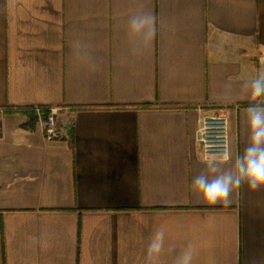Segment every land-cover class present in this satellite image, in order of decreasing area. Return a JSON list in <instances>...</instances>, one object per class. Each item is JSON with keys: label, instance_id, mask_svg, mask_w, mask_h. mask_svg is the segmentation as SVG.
<instances>
[{"label": "crops", "instance_id": "obj_1", "mask_svg": "<svg viewBox=\"0 0 264 264\" xmlns=\"http://www.w3.org/2000/svg\"><path fill=\"white\" fill-rule=\"evenodd\" d=\"M262 70L264 0H0V264H145L160 230L193 264H264V188L209 205L192 183L200 114H226L232 167ZM47 109L72 135L43 137Z\"/></svg>", "mask_w": 264, "mask_h": 264}, {"label": "clouds", "instance_id": "obj_2", "mask_svg": "<svg viewBox=\"0 0 264 264\" xmlns=\"http://www.w3.org/2000/svg\"><path fill=\"white\" fill-rule=\"evenodd\" d=\"M125 31L129 37V50L133 55L146 51L156 38L155 17L147 10H140L124 18ZM251 97H264V70L250 82ZM249 138L244 151L232 167L220 170L215 161H208L205 170L193 179V187L205 204L232 203L233 193L241 186L255 192L264 188V104H249L246 110ZM225 161L230 155H225ZM173 254L171 264H193L194 249L191 244L176 253L175 247L165 249V233L153 234L147 247L145 264H166L165 252Z\"/></svg>", "mask_w": 264, "mask_h": 264}, {"label": "built area", "instance_id": "obj_3", "mask_svg": "<svg viewBox=\"0 0 264 264\" xmlns=\"http://www.w3.org/2000/svg\"><path fill=\"white\" fill-rule=\"evenodd\" d=\"M42 134L46 140L67 136L57 123L52 109L41 120ZM201 158L207 161L224 160L228 155V121L224 112L207 111L200 114L194 136Z\"/></svg>", "mask_w": 264, "mask_h": 264}, {"label": "trees", "instance_id": "obj_4", "mask_svg": "<svg viewBox=\"0 0 264 264\" xmlns=\"http://www.w3.org/2000/svg\"><path fill=\"white\" fill-rule=\"evenodd\" d=\"M47 111H48V109H47V110H44V113L47 114ZM31 122H32V121L30 120L29 123L27 124V126H31V125H32ZM68 132L70 133V135H72V134H71V129L68 130Z\"/></svg>", "mask_w": 264, "mask_h": 264}]
</instances>
